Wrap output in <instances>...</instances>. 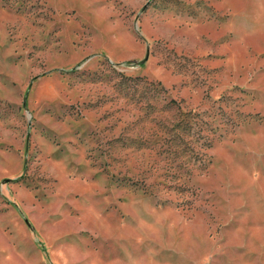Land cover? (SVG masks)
Wrapping results in <instances>:
<instances>
[{
  "label": "rangeland",
  "instance_id": "374dc122",
  "mask_svg": "<svg viewBox=\"0 0 264 264\" xmlns=\"http://www.w3.org/2000/svg\"><path fill=\"white\" fill-rule=\"evenodd\" d=\"M0 264H264V0H0Z\"/></svg>",
  "mask_w": 264,
  "mask_h": 264
}]
</instances>
